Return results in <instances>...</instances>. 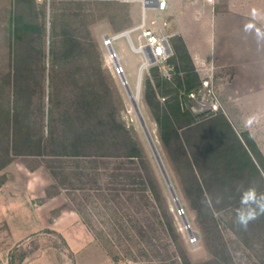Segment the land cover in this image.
I'll use <instances>...</instances> for the list:
<instances>
[{
	"label": "trees",
	"instance_id": "1",
	"mask_svg": "<svg viewBox=\"0 0 264 264\" xmlns=\"http://www.w3.org/2000/svg\"><path fill=\"white\" fill-rule=\"evenodd\" d=\"M75 1L77 0H49L50 95L46 111L43 82L47 73L43 49L46 32L45 3L38 0H13L11 36L8 39L9 64L7 71L0 77V174L15 159H39L57 190L54 194L47 195L53 197L69 191L101 192L103 172L100 166L116 161H127L136 167L137 174L116 173L111 177L117 180L124 177L131 185L141 184L140 190L143 192L141 197L147 198L146 193H149L154 201H157L160 193L148 169L142 147L132 137L130 131L116 120L114 114L106 115L104 118L99 116L97 108L104 101L99 93L93 96L82 90L73 95L69 106L65 105L63 97L55 98L52 85L55 84L54 77L60 64L67 66L69 62L77 64L84 61L88 70L92 71L89 77L97 76L96 79L107 88L108 82L112 81V75L110 76L112 73L105 63L104 54L99 53L94 43L88 44L77 38L74 32L67 31L62 34V40L59 42L61 47H56L57 3L81 2ZM70 18L78 19L79 14H71ZM19 42L24 44L19 45ZM172 49L174 56L169 63L175 69L173 81H166L156 66L150 70L154 72V82L149 78L146 80L145 102L153 111L160 138L163 142L166 141L164 133L167 128L172 130L177 139L178 129H192L196 126L204 129L206 131L204 144L196 153L188 154L185 145L178 141L189 163L196 195L200 197L203 206L210 209L213 195L209 190L217 186L233 193L234 196H228L233 199V203H228L227 206L242 204V191L252 185H244L241 191L233 182L258 181L264 187V157L251 136L247 132L237 134L221 113L211 117L205 124L199 121V117L192 112L188 102L191 94L201 90L202 82L180 39L173 42ZM67 77L72 76L68 74ZM160 98L163 102L159 100ZM34 101L38 103L35 106ZM61 107H64V110ZM46 112L49 125L47 134L44 132ZM114 171H120V168ZM3 182L4 179L0 186ZM75 211L81 217V211ZM118 213L120 212H116ZM152 213L157 223L171 233L172 223L162 220L160 210L153 208ZM83 222L94 239L99 242L93 227L84 220ZM131 222L133 221L120 216L115 224L116 229L127 237L136 239L133 229L139 226L138 237L149 238L148 241L152 242V235L148 237L138 222H135L134 226ZM117 234L120 236L119 231ZM111 257L118 263L117 256ZM23 259L24 256L19 262ZM182 264L193 263L184 258Z\"/></svg>",
	"mask_w": 264,
	"mask_h": 264
},
{
	"label": "rangeland",
	"instance_id": "2",
	"mask_svg": "<svg viewBox=\"0 0 264 264\" xmlns=\"http://www.w3.org/2000/svg\"><path fill=\"white\" fill-rule=\"evenodd\" d=\"M38 1L45 3L46 32L43 38V49L46 55L44 64L47 67V73L43 82L44 103L47 111L50 95L48 66L51 41V5L48 0ZM9 2L13 13V1L0 0V77L7 71L9 64L10 47L8 39L11 36L10 19L12 17L9 14L11 12ZM57 4L56 47H61L59 42L62 40V34L71 31L84 42L94 43L99 53L102 52L105 57V50L100 45L102 35L112 33L114 37H117L118 32H124L127 29L131 30L129 36L134 46L139 45L137 36L141 31L137 28L143 22V11L140 5L125 4L117 0H81L79 4L69 2ZM8 11L10 12L8 13ZM71 14H79V18L72 20L70 18ZM163 15V12L148 9L146 11V23H150V20L155 17L160 20ZM173 41L172 39V45ZM20 43L23 42H19V45ZM113 46L120 55L122 50L134 54L126 36L117 37ZM135 56L137 55L135 54ZM105 63L109 66L106 60ZM151 67L153 68L154 65ZM151 67L140 80L139 90L138 84H135V87L133 77L128 76V71H126L131 84L130 90H128L112 74H110V76L112 75V81L108 82L109 86L107 88L96 79L97 76L94 78L89 77L92 71L88 70L84 61L77 64L69 62L67 66L59 65L57 75L55 74L54 77L56 81L52 86L55 98L63 97L66 106L70 105L69 101L74 97L73 95H77L82 90L86 91V94H93V96L99 93L104 100H101L102 105L97 108L99 116L104 118L106 115L114 114L116 120L130 131L132 137L142 147L148 169H150L152 179L154 178L157 190L160 193L159 200L154 201L149 193H146L147 198L141 197L143 194L140 190L142 188L141 184L131 185L124 177H120L118 180L111 177L116 173L137 174L136 167L133 164L127 163V161H116L100 166L103 172L101 176L103 190L101 192L85 190L75 193L70 191L67 193L61 192V196L53 201L55 207L51 216L55 217L62 210L74 209L81 211L82 220L93 227L100 246L104 247L112 256H117L118 264H182L184 258H188L193 264H264V216L250 222L247 229H244L238 226L234 220L236 210H243L245 206L243 204L227 206L228 203H233V199L228 197L233 194L232 192H226L217 186L211 191L209 190V193L213 195L210 209L203 206L200 197L196 195L197 192L191 178L189 163L178 144L180 142L184 144L188 154L196 153L204 144L206 131L197 126L192 129H178V140L172 130L167 128L164 133L166 141L161 140L153 111L145 102L146 80L149 78L154 82V72L150 71ZM94 72L96 73V71ZM68 74L72 77H67ZM213 88L216 91L214 86ZM203 89L202 83L201 90ZM138 91L140 99L134 103L129 95L131 96L132 93L137 95ZM159 100L163 102L162 98ZM212 103L219 105L220 109L216 112L219 115L224 100L217 91L215 100H208L203 92L196 95L194 99L190 98L188 105H190L192 112L199 117V121L205 124L210 120V116L215 113L211 111ZM37 104L34 101L33 105ZM61 109L64 110V107H61ZM143 125H145L158 150L175 194H172L171 189L166 184ZM48 131L49 125L46 112L45 134ZM238 131L236 133L241 134ZM22 160L28 168L43 167L39 159L24 158ZM117 168H120V171H114ZM39 178H41L40 174ZM3 179L4 175L0 174V183ZM233 183L237 185L238 190L249 184L252 186L255 184L258 191L264 190V187L258 181L236 180ZM247 189L241 190V195ZM56 191L53 182L46 188V196L48 194L52 195ZM114 195L118 196L114 198ZM36 202L41 203L40 199ZM179 206L184 209L183 216L177 215ZM153 208L160 210L162 220L172 223L173 230L171 233L167 232L163 225L157 223L156 217L152 213ZM115 211L120 213L116 214ZM118 216L133 221L131 222L132 226L135 222H138V225L147 232L148 237L152 235V242L148 241L149 238L138 237L139 226L133 229L136 239H131L122 231L116 229L115 224L119 218ZM186 222L200 236L199 242L195 245L190 244V233L185 229ZM118 231L120 236L117 234ZM41 243L36 239L22 246L20 251L16 253L15 263L18 264L22 256H30L35 253L34 250L37 251ZM51 243L56 248L57 255H59L61 247L63 251L65 250L63 241L56 234H51ZM69 264H72V262H69Z\"/></svg>",
	"mask_w": 264,
	"mask_h": 264
},
{
	"label": "crops",
	"instance_id": "3",
	"mask_svg": "<svg viewBox=\"0 0 264 264\" xmlns=\"http://www.w3.org/2000/svg\"><path fill=\"white\" fill-rule=\"evenodd\" d=\"M9 9L12 16L10 2ZM163 14L152 20L173 35L171 40L180 39L201 82L211 83L224 100L221 114L234 130L247 132L264 157V35L256 33L257 28L264 33V0H171ZM152 20L146 25L156 27ZM249 23L255 27L246 29ZM131 51L122 50L121 60L137 85L149 67L141 53ZM1 174L0 264H16V253L36 239L42 242L37 251L18 264H118L74 209L51 216L61 194L46 196L53 181L45 168H28L18 158ZM51 234L64 243L59 255Z\"/></svg>",
	"mask_w": 264,
	"mask_h": 264
},
{
	"label": "built area",
	"instance_id": "4",
	"mask_svg": "<svg viewBox=\"0 0 264 264\" xmlns=\"http://www.w3.org/2000/svg\"><path fill=\"white\" fill-rule=\"evenodd\" d=\"M125 4H136L140 5L143 11V22L137 28L141 32L137 36L138 46L135 47L131 38V30L127 29L124 32H118L120 36L128 37L129 43L132 50L138 51H149L150 57L155 60L154 66L158 67L161 76L168 82L173 81L175 77L174 66L169 63V60L174 56V52L171 45L172 34L168 33L167 30L160 27L157 21L154 19L151 21L152 25L156 27H150L146 25V11L151 9L155 12H165L170 7L171 0H117ZM210 4L214 3V0H203ZM49 2V0H48ZM117 37H114L112 33L103 34L101 37L100 45L105 50V60L109 64V69L114 78H118L122 86L130 90L131 84L129 82L126 69L122 64L121 55L114 49V41ZM144 57V56H143ZM145 63V59L143 64ZM151 67V66H150ZM136 87V86H135ZM203 90L198 91L195 94H191L190 97L194 99L196 95L204 92V95L208 100L216 99V91L209 82H203ZM136 89V88H135ZM220 109L217 103H212L211 111L217 112ZM177 215L183 216L184 209L182 206L177 208ZM185 229L190 233L189 241L190 244L195 245L199 242V234L192 230L190 224L185 223Z\"/></svg>",
	"mask_w": 264,
	"mask_h": 264
},
{
	"label": "clouds",
	"instance_id": "5",
	"mask_svg": "<svg viewBox=\"0 0 264 264\" xmlns=\"http://www.w3.org/2000/svg\"><path fill=\"white\" fill-rule=\"evenodd\" d=\"M253 15L255 16V12ZM254 27L255 25L252 23L246 25V29H253ZM256 33L258 36L264 35L258 28ZM254 119L255 117H251L249 122ZM241 203L245 207L243 210H236L234 222L241 228L247 229L250 222L264 216V192L258 191L257 187L253 185L244 192Z\"/></svg>",
	"mask_w": 264,
	"mask_h": 264
},
{
	"label": "water",
	"instance_id": "6",
	"mask_svg": "<svg viewBox=\"0 0 264 264\" xmlns=\"http://www.w3.org/2000/svg\"><path fill=\"white\" fill-rule=\"evenodd\" d=\"M141 54L144 56V59H145V63L143 64L144 67H150V66H153L154 65L155 60L150 57L149 51H147V50L141 51ZM137 97H138V101H139V99H140L139 91H138ZM143 126L145 127V125H143ZM144 130H145L144 132L147 134L146 136H148L147 138L149 140V144H150L151 149H152V151H153V153L155 155L157 164H158V166L160 168V171L162 172V175H163V177H164V179L166 181V184L171 189L172 194H175V191H174V189H173V187L171 185L170 179L168 177V174L166 172V169L164 167V164L162 162V159H161V157H160V155L158 153V150H157L155 144L153 143L152 139L150 138V134L148 133V130L146 129V127H145Z\"/></svg>",
	"mask_w": 264,
	"mask_h": 264
},
{
	"label": "bare ground",
	"instance_id": "7",
	"mask_svg": "<svg viewBox=\"0 0 264 264\" xmlns=\"http://www.w3.org/2000/svg\"><path fill=\"white\" fill-rule=\"evenodd\" d=\"M138 90H139V88H140V82H138ZM130 94H131V92H130ZM129 98L134 102V103H136V101H138V97H137V95H135V94H131V96L129 95Z\"/></svg>",
	"mask_w": 264,
	"mask_h": 264
}]
</instances>
